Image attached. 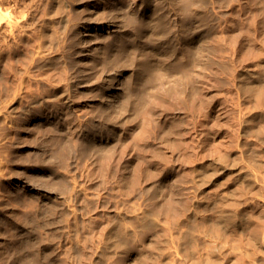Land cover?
Wrapping results in <instances>:
<instances>
[{
	"label": "rangeland",
	"instance_id": "374dc122",
	"mask_svg": "<svg viewBox=\"0 0 264 264\" xmlns=\"http://www.w3.org/2000/svg\"><path fill=\"white\" fill-rule=\"evenodd\" d=\"M147 1L0 0V264H264V0H207L192 94L135 109L193 12ZM165 9L171 42L129 31Z\"/></svg>",
	"mask_w": 264,
	"mask_h": 264
},
{
	"label": "bare ground",
	"instance_id": "6f19581e",
	"mask_svg": "<svg viewBox=\"0 0 264 264\" xmlns=\"http://www.w3.org/2000/svg\"><path fill=\"white\" fill-rule=\"evenodd\" d=\"M149 2H150V0H148ZM147 1V2H148ZM163 2V5H164V0H162ZM170 1V0H169ZM156 1H154L153 3H155ZM158 2V1H157ZM161 2V1H160ZM173 3H174V5H173V8L175 7V6H177V7H179V10H180V8H186V9H189V8H191V9H193V12L192 13H188L187 11L185 12L186 14H184V15H186V17L185 16H183L182 15V18H180L181 20H182V24H183V29L181 28L180 30H181V35H180V40H183V41H185V42H187V44H186V46L184 45V46H177V45H173L172 43H170L169 45H168V47L167 48H163L164 50H162L161 48H160V52H159V56L160 57H164V58H166V59H168L169 61L167 62V64H165V65H161L160 63H158V62H156L155 61V58H153V60H148L147 58L145 59L146 60V64H147V62H148V68H149V70H150V75H149V77H146L145 75H143V74H141V73H139V75H138V77H137V82L140 84V87H139V89H138V94L140 95V102H134L133 103V105H134V107H135V109H138V107L142 104V103H145V102H147V100H150V99H152L154 96H156L157 97V95H159L160 94V90H161V88L163 89V90H166L167 89V87L165 86V84L164 83H166V81L167 80H171L172 82H174L173 84L174 85H177L179 88H178V91L180 92L179 94H183V95H185L184 97L185 98H187V96H189L190 94H192V91H193V89L196 87L195 85H194V83H193V81H192V76L191 75H193V73H194V75H196L197 73L196 72H193L191 69L194 67V68H196V66H199V67H201V68H203L208 62H207V60H208V50H209V46H208V44L209 43H207V41H208V37L210 36V29L211 28H208V29H206V30H204V31H197L196 32V34L194 35V36H192L190 33H189V29L191 28L192 29V24H193V18L194 19H196V20H194L195 21V24H197L198 23V25H205L207 22H205V20H206V16L208 15V14H206V11L204 12H200V9H201V7L203 6V4L205 3V2H207V0H173L172 1ZM172 2L170 3V4H172ZM151 3V2H150ZM159 3V2H158ZM166 4H167V2H166ZM151 5V4H150ZM155 5V4H154ZM158 5V4H157ZM159 7H160V5H158ZM162 6V5H161ZM170 6V5H169ZM169 6H168V8H169ZM147 7H149V5L147 4ZM158 7V8H159ZM163 7V6H162ZM161 7V9L163 10V8L164 7H166V5L162 8ZM176 7V8H177ZM145 8V7H144ZM153 8H157L156 6L155 7H153ZM172 6H170V10L172 11ZM178 9V8H177ZM176 9V10H177ZM154 10V9H153ZM153 10H151L152 12H153ZM158 10L159 9H157V12H158ZM170 10H168V9H165L164 11H162V13L161 14H158V15H160V16H156L157 18H154L155 20H153V24H152V22H150V20L152 21V19L150 18V20H148L146 17H144L145 15H144V13H143V15L144 16H141L140 18L137 16V15H134V13L133 14H128V15H126L127 16V18L126 19H128V21L130 22V23H132V24H134V29L133 30H129V31H132V32H134V33H136V35H141L144 31H147V29H149V26H151L152 25V30H153V32H151V28H150V33H153V35L152 34H150V33H147V34H150L151 36H153V41H155V39L157 38V36H158V40H159V38H160V40H159V42L161 41V37H163V39L162 40H164L165 42L167 41V42H171L172 41V39H173V37H172V33H171V29H173L172 27V17H171V15L173 14H170L171 12H170ZM175 10V9H174ZM176 10H175V12L174 13H176ZM190 10V9H189ZM188 10V11H189ZM203 10V9H202ZM201 10V11H202ZM156 11V10H155ZM181 11H183V10H181ZM185 11V10H184ZM160 12V11H159ZM189 12H191V11H189ZM156 12H154V14H155ZM181 13V12H180ZM154 14H152L153 16H154ZM157 14V13H156ZM182 14V13H181ZM151 15V17H153ZM149 16V15H148ZM150 17V16H149ZM184 17V18H183ZM208 17V16H207ZM178 20V19H177ZM180 21V20H179ZM207 21V20H206ZM197 22V23H196ZM176 23H180V22H177L176 21ZM195 24H193V25H195ZM172 26V27H171ZM182 26V25H181ZM234 26V25H233ZM189 27V28H188ZM236 28H237V26H235ZM190 29V30H191ZM236 30V29H235ZM238 31V30H237ZM173 32V31H172ZM234 32V31H233ZM238 33H240L239 31H238ZM238 33L236 32V36L238 35ZM145 34V33H144ZM233 33H231L230 34V36L232 35ZM235 34V33H234ZM150 35H148V37H150ZM159 35H161V37H159ZM240 35V34H239ZM145 36H147V35H145ZM144 35H143V37H145ZM147 38V37H146ZM230 38V40H232L233 38H237V37H229ZM149 40V39H148ZM151 40V39H150ZM157 40V41H158ZM235 40V39H234ZM237 41H238V38L236 39ZM139 41V40H138ZM133 41H131V43H132ZM147 42V41H146ZM139 43L140 42H138L137 44L139 45ZM148 43H151V41L150 42H148ZM157 43V42H156ZM155 43V44H156ZM133 44H135V40H134V42H133ZM152 44H154L153 42H152ZM154 44V45H155ZM232 43H230V45H231ZM138 45H136L135 44V46H137V47H139ZM141 45V44H140ZM157 46L159 45V44H156ZM151 46V45H150ZM233 46H234V44H233ZM235 46H236V44H235ZM152 47V46H151ZM160 47V46H159ZM155 48H158V47H155ZM157 51H158V49H157ZM179 51H185L188 55H186V56H188V58H185L186 59V61L184 60V61H182V58H179L178 60H176V59H172V57H173V53H175V54H179L178 52ZM182 52V53H183ZM156 53V52H155ZM155 53H154V55H155ZM158 53V52H157ZM157 55V54H156ZM185 55V54H184ZM150 58V57H149ZM176 58H178V57H176ZM148 60V61H147ZM167 61V60H166ZM191 66L192 68L190 69L189 67ZM181 67L182 68H185V70L183 69V71H185V73H184V77H181V76H183V75H180V77H176L175 75L177 74L176 72V69L178 70V69H181ZM200 68V69H201ZM182 70V69H181ZM180 70V71H181ZM192 71V72H191ZM195 71V70H194ZM178 73H179V71H178ZM183 72H181L180 74H182ZM168 75H169V78H167L168 77ZM194 78H195V76H193ZM186 81V82H185ZM189 85V86H188ZM170 87V86H169ZM169 89V88H168ZM167 89V90H168ZM164 92V91H163ZM163 92L161 91V96H162V94H163ZM166 92V91H165ZM164 92V93H165ZM160 95L158 96V97H161ZM155 98V97H154ZM142 101V102H141ZM164 139V138H163ZM165 140L166 139H164V140H162L161 141V143H162V145L161 146H166L165 145ZM92 143H93V148H94V150H97L98 152L99 151H101V150H103V149H108V146L107 145H105V146H102L101 144H98V142H99V140H93V141H91ZM166 143H167V141H166ZM161 146H159V147H161ZM92 148V149H93ZM152 157V156H151ZM152 158H154V156L152 157ZM151 158V159H152ZM61 181H64V180H61ZM64 183V185H65V182H63ZM61 184H62V182H61ZM63 185V186H64ZM66 187V186H65ZM38 241H41V240H39V239H27L26 240V244L28 245V244H34L35 245V243L37 242V243H40V242H38ZM37 243H36V245H37ZM39 245V244H38ZM36 251H38V250H36ZM36 251L33 253V251H32V255L30 256L32 259H34V260H37L36 258H38V256H39V253L38 254H36ZM34 254H36L37 255V257L35 258V256H34ZM22 259V260H27V258H26V256L25 255H19L18 256V259ZM28 259H29V257H28ZM39 260V259H38ZM36 261V262H39V261ZM30 263V262H29ZM16 264H18V263H16ZM31 264V263H30Z\"/></svg>",
	"mask_w": 264,
	"mask_h": 264
},
{
	"label": "clouds",
	"instance_id": "9594fccd",
	"mask_svg": "<svg viewBox=\"0 0 264 264\" xmlns=\"http://www.w3.org/2000/svg\"><path fill=\"white\" fill-rule=\"evenodd\" d=\"M22 19H26V15L22 17ZM5 21H12L11 9H0V24L4 23Z\"/></svg>",
	"mask_w": 264,
	"mask_h": 264
}]
</instances>
